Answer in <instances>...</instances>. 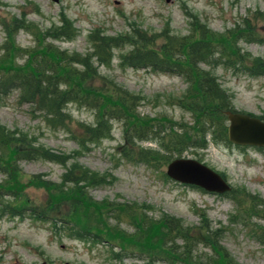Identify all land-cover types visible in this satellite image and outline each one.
<instances>
[{"label":"rangeland","instance_id":"374dc122","mask_svg":"<svg viewBox=\"0 0 264 264\" xmlns=\"http://www.w3.org/2000/svg\"><path fill=\"white\" fill-rule=\"evenodd\" d=\"M62 16L74 22L78 35L72 40L53 41L70 52L86 54L91 47L88 36L97 28L110 35L132 32L137 27L151 34L168 29L177 36H186L198 20L225 36L250 27L255 39L240 38L236 43L246 54L245 64L251 65L248 58H264V0H0V59L4 56L2 44L8 36L5 24L10 26L18 18L47 29L60 24ZM16 42L22 47L33 46L35 36L23 28L16 34ZM163 42L165 38L160 37L158 43ZM129 49H117L111 66L100 67L101 74L141 95L139 111L143 116L192 124V114L176 101L188 87L185 79L178 74L121 65L119 55ZM215 74L232 97L234 108L264 117V75L253 76L244 69L235 71L226 65L217 67ZM68 110L75 120L96 121L92 108L71 103ZM0 125L20 130L33 137L35 144L55 152L71 154L80 149L68 131L49 127L31 111V105L21 104L17 91L0 96ZM210 139L208 136L207 147L188 149L183 156L197 158L221 172L232 187V197L229 192H209L171 179L166 173L167 164L153 167L125 159L121 153L124 129L119 121H114L110 138L92 143L70 162L78 160L100 174L112 175V181L106 185L84 188L93 199L147 205L141 210L149 216L170 214L183 219L186 225L200 227L209 223L213 230L221 231L220 242L236 264H264V147L216 143ZM142 144L158 146L154 141ZM65 171L64 165L43 158L20 159L11 174L0 171V185L14 186L13 193L0 200V264H148L152 259V264H168L140 248L143 246L133 218L123 214L118 221L114 215L118 208L109 213L110 218L105 215V219L115 226L114 232L120 228L125 236L133 237L132 241L121 237L107 239V230L101 233L105 235L104 241L75 238L58 232L52 222L37 220L30 209L13 214L14 206L33 208L52 199V193L57 197L65 195L64 190L72 185L64 183ZM8 201L14 206L3 211ZM79 210L86 214L84 223L91 220L102 232L97 226L100 211L95 206ZM78 211L74 212L77 217ZM63 212L68 216L66 206ZM196 253L206 256L213 251L200 244Z\"/></svg>","mask_w":264,"mask_h":264},{"label":"trees","instance_id":"16d2710c","mask_svg":"<svg viewBox=\"0 0 264 264\" xmlns=\"http://www.w3.org/2000/svg\"><path fill=\"white\" fill-rule=\"evenodd\" d=\"M192 25L191 33L186 36H177L168 29L160 34H151L137 27L132 32L110 35L97 28L88 36L89 51L82 54L70 52L53 41L72 40L78 35L74 22L66 16H62L60 24L47 29L18 18L10 26L5 24L8 36L2 44L4 56L0 59V96L17 91L21 104L31 105V111L49 127L68 131L80 149L71 154L55 152L35 144L33 137L20 130L0 125V171L11 174L12 167L20 159L43 158L64 165L63 181L72 184L71 189L64 190L63 196L57 197L52 193V199L44 205L23 208L8 201L4 203L3 211L10 206L15 207L12 208L15 211L13 214L30 209L37 220L52 222L58 232L75 238L104 241L105 235L101 233L107 230L110 235L106 236L107 239L121 237L132 241L133 237L125 236L124 230L119 228L114 232L115 226L105 219V215L110 218L109 213L118 208L115 218L120 221L123 214L133 218L138 241L143 246L140 248L153 253L157 260L163 259L168 264H236L220 242L221 231L213 230L211 224L204 223L200 227L186 225L183 219L170 214L159 218L149 216L141 210L147 205L138 207L130 202L116 204L109 199H93L84 188L106 185L112 181V175L100 174L78 160L70 162L78 158L82 149H89L92 143L110 138L114 121L121 122L124 129L122 156L130 162L153 167L168 164L174 158L183 156L188 149L207 147L208 136L216 143H231L226 111L237 109L215 69L226 65L235 71L244 69L253 76H262L264 58H248L251 65L245 64L246 54L236 43L240 38L255 39L250 27L231 32V35L225 33V36L201 21L197 20ZM23 28L33 32L35 45L22 47L16 42V34ZM160 37H164L165 42L159 44ZM127 46L130 49L119 55L121 65L178 74L185 79L188 87L176 101L192 114V124L167 117L157 120L143 116L139 111L143 97L101 74L100 67H110L116 50ZM203 65H210L211 68ZM71 103L94 109L96 121L86 123L75 120L68 110ZM144 141H154L158 146H144ZM15 170L19 169L15 167ZM13 187L10 184L0 185V200L12 194ZM228 195L232 197L233 193ZM64 206L68 216L63 212ZM84 206H95L100 211L97 226L102 232L91 220L84 223L86 214L79 210ZM75 211H78V217ZM200 244L210 247L213 254L202 256L196 253Z\"/></svg>","mask_w":264,"mask_h":264},{"label":"water","instance_id":"95a60500","mask_svg":"<svg viewBox=\"0 0 264 264\" xmlns=\"http://www.w3.org/2000/svg\"><path fill=\"white\" fill-rule=\"evenodd\" d=\"M226 114L229 122L228 138L232 143L264 147V119L241 111L227 110ZM166 173L177 182L198 186L209 192L224 194L232 189L223 174L193 157L174 158L168 163Z\"/></svg>","mask_w":264,"mask_h":264}]
</instances>
